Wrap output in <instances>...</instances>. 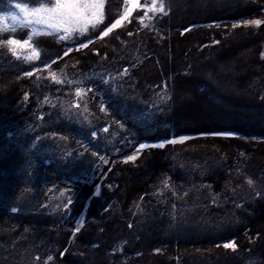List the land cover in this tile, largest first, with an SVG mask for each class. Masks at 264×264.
<instances>
[{
	"label": "trees",
	"instance_id": "trees-1",
	"mask_svg": "<svg viewBox=\"0 0 264 264\" xmlns=\"http://www.w3.org/2000/svg\"><path fill=\"white\" fill-rule=\"evenodd\" d=\"M10 1L41 3L0 0V12ZM166 1L168 12L157 24L159 39L141 33L132 34L130 40V27L100 38L102 30L93 38L72 45L41 39L40 65L16 59L3 43L8 37L0 33V264H8L7 260L11 264L26 262L21 241L49 242L55 237L59 264H264V57L260 44L264 26L255 31L235 30L232 34L203 28L210 22L259 15L261 6L256 2L238 5L239 0ZM122 2L108 3L104 29L119 17ZM119 31L124 43L114 44L112 35ZM108 37L110 45L96 48L93 53L94 43ZM212 42H217L215 57L209 61L198 52L201 46ZM135 51L148 56L142 62L148 69L136 65L134 80L123 93L107 90L108 114L90 103L88 110L95 129H102L107 119L124 109L128 114L142 109L143 103L149 106L158 88L165 84L169 96L155 113L152 125L131 128L136 142L195 138L182 144L150 147L133 163L109 154L101 179L78 183L73 188L71 220L66 224L71 230L54 215L26 213L22 208L13 210L4 205L3 195L19 200V187L30 182L24 174L31 166L20 171V166L26 164L25 148L20 145L21 150L12 151L13 140L18 137L16 142L27 141V130L34 127L43 135L69 137L66 145L72 147V135L90 133L92 129L86 123L64 118L57 107L45 104L43 98L62 86L33 74L45 65L62 64L83 73L95 67L102 55L117 61L120 56L129 59ZM258 80L263 88H256ZM254 137L258 140L251 141ZM186 160L188 163H184ZM89 164L85 156L77 167L83 169ZM163 182H172L181 189L188 187L189 194L185 204L179 205L178 213L168 214L161 200L154 197ZM229 188L235 199L210 203V196L223 194ZM82 214L85 224L74 231L71 221ZM247 240L251 243L243 255L229 253L221 246L234 242L244 248ZM120 248L122 253L118 252ZM191 248L198 254L191 253Z\"/></svg>",
	"mask_w": 264,
	"mask_h": 264
},
{
	"label": "rangeland",
	"instance_id": "rangeland-1",
	"mask_svg": "<svg viewBox=\"0 0 264 264\" xmlns=\"http://www.w3.org/2000/svg\"><path fill=\"white\" fill-rule=\"evenodd\" d=\"M111 1L112 0H103L102 8L97 5L94 9L97 13H103L102 21L93 24L92 21L98 19V17L89 16L84 22L77 26L76 30L71 31L70 34H67L63 27L60 28L59 31H54L47 26V22H36L45 14L42 12L33 14L31 9L33 7L40 8L41 3L31 5L21 1H10L5 9L0 12V33L6 35L8 37L7 40L14 39L20 41L19 44L10 45L5 43L16 59L27 64L40 65L42 64L40 59L42 58L43 53L38 48V42L41 39L51 38L55 41L72 45L77 44L85 38H93L102 30H106L103 28L104 22L107 19L106 6ZM220 1L221 0H215V2ZM262 1V3H260L261 0L237 1L238 5L247 2L258 3L261 6V12L259 15L247 17L238 21L210 22L205 24L203 28L206 31L216 30L223 32L224 34H232L235 30L241 29H252L255 31L260 25L264 26V0ZM18 3L22 5L23 10L22 8L16 7ZM52 3L54 4L55 0H52ZM122 3L121 12L117 19H121V17H123V19H121L120 25L112 31L116 29L122 31L130 27L131 30H127V34L129 35L128 38L130 37V40L131 37H133L132 34L138 35L141 33H144L145 36L150 35L151 37H156V40L159 39L160 29L157 28V24L159 19L162 16H165L168 12V1L123 0ZM47 6L49 5H45V7ZM161 6L163 7V11L155 10ZM14 16L16 17L15 20L12 19ZM253 20H260L261 24L256 26L246 23ZM22 23L26 26L22 27ZM234 24L237 26L233 27ZM80 28H86L87 30L81 32L79 30ZM112 31L110 33H112ZM120 31L112 35L114 37V44L124 43L120 37ZM30 34L33 35V38L28 41ZM61 37L65 38L61 39ZM109 37L102 41L95 42V47L91 49L92 51H95L93 53L96 54V48L108 44L110 45ZM24 41H28V43H24ZM216 43L217 42H212L201 46L198 53L202 54L204 59L211 61L215 57L213 52L216 49ZM260 44L262 49L261 56L264 57V40ZM194 46H196V44H194ZM69 50L71 49L69 48L68 51ZM198 53H196V57H200ZM33 56L36 58L28 59ZM146 57L148 56H145L139 51L133 52L129 59L120 56L117 61L107 59L105 55H102L99 63L95 67L93 66L91 69L89 68V70L83 71V73L77 70L68 69V67L66 68L62 66V64L56 66L45 65L43 69L39 68L38 71L33 74L35 78H46L53 83L62 86L61 89L56 90L54 94L48 93L43 98L45 104L51 107H57L64 118L71 119L78 124L86 123L90 125V128L92 129L90 133L82 132L72 135L69 140V142L72 141V147L66 145L69 137L56 134L43 135L41 132L37 131L38 128L35 129L34 127L27 130L30 134V136L26 138L27 141L22 140L16 142L18 137L16 140H13L12 151L15 150V148H20V145L22 148H25L26 164L25 166H20V171L22 172L25 168L31 166V170L29 168L28 172L26 170L24 174V176L30 178V182L24 183L23 181L24 185L19 187L21 191L17 190L18 196H20L19 200L17 197L1 196L5 200L3 202L4 205L11 206L13 210L22 208L26 213L44 212L45 214L54 215L60 223H64L63 226L67 228V230H71V227H67L66 224L71 220V203H69V200L72 202L73 188L78 183H90L97 178L101 179L102 174H104L103 168L108 163L109 154L116 156L118 160L123 162L133 163L141 157L144 150L150 147L162 148L167 144H174L170 143V141L173 140L178 141L175 144H182L195 138L194 136H181L155 143L136 142V133L135 131H132L131 128L141 126L146 128V126L150 127L152 125V122H154L156 118L154 116L155 113L157 110L160 111L163 103L167 101L169 96V87L165 84H163L161 88H158L156 95L150 100L149 106L145 107L147 104L143 103L144 107L142 109H135L128 114L124 113V108H121L124 109V111L112 115L109 120L107 119V124L105 123V126L102 129H95V122L88 110L90 103H95L101 107L102 112L108 114L109 111L105 108V104L107 102L109 103V101L106 100L108 98L106 96L108 95L107 90L112 89V91L117 94L123 93L125 87L131 85L130 82L134 80V69H138L136 65H139V67L145 65L142 62ZM149 59H151V57ZM73 60L75 59L73 58ZM143 67L144 70L148 69L146 65ZM53 73L55 74L56 80L60 81L59 83L52 78ZM222 74L226 76L223 72ZM219 75L221 76L220 73ZM259 83L260 81L257 83L258 87L256 88H259L260 86L263 88L262 84L259 86ZM221 85L222 84H219V86ZM234 85L236 86V84ZM217 88L221 89L222 87L217 86ZM231 89L238 92L236 89ZM77 91L81 92L80 96L76 95ZM112 107L114 108V105ZM122 118H124V120H122ZM128 122L130 123L129 126H127ZM221 135L228 136V134ZM181 138H184L182 139V142ZM255 140L258 139L254 137L251 141ZM140 145H145V147L140 148ZM133 155L136 158L134 160H129L128 157ZM85 156L89 158L90 164L83 169H79L77 167V162L83 160ZM187 161L188 160L184 163ZM193 188L194 187H192V189ZM180 189L181 188L178 186H173L172 182H167V186H165V182H163L155 192L154 197L161 200V203L167 208L166 210L168 214L172 215L178 213V208L181 207L179 205H181V202L184 203L189 194L188 187L183 186V189H181L183 191ZM11 191L14 192V189L11 188ZM98 191L99 189L97 188L96 193H98ZM233 192V189L229 188V190L223 194L210 196V203L216 205L232 201V198L235 199V195L232 194ZM61 193H63V195H61ZM197 193H200V189ZM198 198L201 197L198 196ZM198 203L199 202L196 201L194 202L195 205H199ZM139 210L140 213L144 211L142 207ZM71 222H73L74 231H77V229H80L85 224V214H82L77 220ZM57 234L58 233L56 232L55 236H57ZM56 238L57 237L49 242L46 239L38 242L29 239L21 241L23 242L21 253L23 260L26 261L24 264H59V262L57 263L55 252L58 250V247L55 245V242L57 241ZM246 242L244 248H241L240 246L238 247V245L235 244V250L232 248L226 249L223 247V244L221 246L223 249L228 250L227 252L229 253L243 255V253L245 254L247 252L248 243H251L250 240H247ZM191 250H193L191 253L198 254L196 249L191 248ZM118 252L122 253L121 248ZM49 257H52V259L49 260ZM7 262L8 264H11L9 260H7Z\"/></svg>",
	"mask_w": 264,
	"mask_h": 264
},
{
	"label": "snow or ice",
	"instance_id": "snow-or-ice-1",
	"mask_svg": "<svg viewBox=\"0 0 264 264\" xmlns=\"http://www.w3.org/2000/svg\"><path fill=\"white\" fill-rule=\"evenodd\" d=\"M45 5H49L45 7ZM99 5L101 8L103 6V0H55V3H52V0H41V6L40 8H35L33 7L31 9V12L33 14L35 13H44L45 15L41 17L40 20L36 21L37 23L40 22H47V26L54 31H59L60 28H64V31L67 34H70L71 31L76 30L77 26L80 25L82 22H84L89 16H94L98 17V19L92 21L93 24L99 23L100 21L103 20V13H97L94 11L96 6ZM17 8H22L21 4L16 5ZM23 10V8H22ZM156 11H163V7L161 6L158 9H155ZM13 20L16 19V17H12ZM123 19V17H121ZM121 19H117L113 24H111L110 27H108L106 30L101 32L100 38L103 36H107L114 28H116L118 25L121 23ZM246 23H250L256 26H259L261 24L260 20H253L249 21ZM22 27L26 26L23 23L21 24ZM237 25H233V27H236ZM81 32L86 31V28H80L79 29ZM52 34V33H48ZM33 35L30 34L28 37V41L32 40ZM65 37H61V39H64ZM28 41H24V43H28ZM3 43L7 44H19L20 41L14 40V39H9L7 41H4ZM81 47H87V44H82ZM15 54V53H14ZM68 53L66 52L65 55ZM36 57H29L28 59H35ZM28 75H31V73H27ZM52 78L56 80L55 74H52ZM57 83H59V80H56ZM77 96L81 95L80 91H77L76 93ZM103 110V109H102ZM181 138V142H182ZM178 141H170V143H176ZM163 146V145H160ZM145 145H140V148H144ZM136 157L129 156V160H134ZM103 159V158H101ZM249 184L252 183L251 180L248 181ZM165 186H167V182H165ZM63 195V193H61ZM69 203H71V200H69ZM79 229H77L78 231ZM223 247L228 249L232 248L235 250V244L234 242H226L223 244ZM49 260L52 259V257L48 258Z\"/></svg>",
	"mask_w": 264,
	"mask_h": 264
}]
</instances>
